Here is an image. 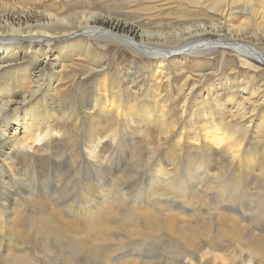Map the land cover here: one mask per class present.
Wrapping results in <instances>:
<instances>
[{"label":"bare ground","instance_id":"6f19581e","mask_svg":"<svg viewBox=\"0 0 264 264\" xmlns=\"http://www.w3.org/2000/svg\"><path fill=\"white\" fill-rule=\"evenodd\" d=\"M184 1L188 23L196 8L192 0ZM115 2L0 0V165L9 164L13 172L9 174L20 181L15 183L20 196H13L11 182L0 191V264H264V220L260 219L264 217V143L255 133V138L248 137L258 116L264 119V49H257L264 36H247L239 26L230 27L226 40L166 46L171 35L151 34L143 26L176 31L166 14L171 1ZM101 3L109 5L101 9L97 6ZM203 5L211 6L207 1ZM257 7L264 12V0H257ZM100 41L126 50L132 73L122 76L127 70L118 68L113 76L119 56L109 58L95 49ZM224 43L235 46L228 71L240 72L244 85L228 75L219 79L202 73L193 83L184 76L182 84L175 85V97L159 98L163 84L172 90L169 65L187 66L224 48ZM143 57L150 66L140 69L136 60ZM78 68V74L71 73ZM141 75L145 78L139 80ZM206 77L216 80L204 97ZM140 84L146 90L142 96L136 91ZM208 98L213 104L204 111L200 102ZM247 103L253 107L250 112ZM196 106L204 116L197 128L186 120ZM173 117L183 119L178 130L177 123L167 127ZM173 128L181 136L162 144ZM263 130L261 125L259 131ZM137 134L140 141L134 137ZM108 151L125 164H107ZM155 155L159 163L146 164ZM50 159L57 166L62 161L63 178L84 177L80 191L71 190L73 199L55 194L45 200L51 196L46 190L42 198L25 196L37 182L45 188L44 169ZM132 162L152 172L143 181L148 203L134 202L143 194L133 175L143 168ZM194 166L201 175L196 179L202 181L187 183V179L189 192L177 181L172 187V174L194 172ZM219 172L223 182L217 200L224 204L229 196V208L218 209L212 197V180ZM93 178L95 183L101 178L100 184L92 185ZM63 189L65 193L67 188ZM173 189L186 205L197 202L191 214L184 216L158 202L157 196ZM207 200L216 207L214 226L196 223L197 206ZM242 207L258 213L253 227L233 215ZM38 235L44 242L36 246Z\"/></svg>","mask_w":264,"mask_h":264},{"label":"rangeland","instance_id":"374dc122","mask_svg":"<svg viewBox=\"0 0 264 264\" xmlns=\"http://www.w3.org/2000/svg\"><path fill=\"white\" fill-rule=\"evenodd\" d=\"M90 1L94 2L95 0H90ZM168 1H171V3H173V4H172L171 9L166 11V14H168L169 17L174 20L172 27L177 28V30L173 31L170 28H163L161 31H158L155 28V25H153V24H145L143 26L144 31L151 33V34L171 35L172 38L170 41H168L166 43V46L178 47L184 43H189L191 45L206 44V43H209L211 41H216L219 37L226 40L227 34L232 33L230 31V27L236 28L239 26H241L243 32L247 36H250V35H257L260 37L264 36V12L260 8L257 7V0H192V3L196 9L192 13L188 23H186L185 12H184V2L185 1L184 0H173V2H172V0H168ZM204 1H207V3L210 4L211 6L205 7L203 5ZM107 2L110 4L116 5L115 0H107ZM108 5L109 4H107V3H101V4H98L97 6L101 9H104ZM176 33H181L182 37L180 39L174 38V35ZM155 39L158 40L156 35H155ZM239 40H242V39H239ZM161 42H164V41H161ZM100 45H107V47L101 48ZM222 46H224V48L218 49V50L211 52L207 55H203L195 61L188 62L187 66L180 65L179 67L173 68L172 65H169L167 67V69L169 71L170 80L171 79L173 80L172 86H170V87H172V90L170 92L167 91V89H168L167 86L165 84H163L162 89L159 92V98L166 101L167 99L169 100V99L175 97L176 96L175 85L180 86L182 84L184 76L185 77L189 76L192 79V83H193L194 78L202 75V73L217 75V78H219V79L220 78L222 79L223 77L227 78L226 75H228V77L232 78L236 84H238L240 82L241 85H244V82L241 79L240 72L235 73V72H229L228 71L229 66L232 65V62L235 59V56L233 53V49L235 48V46H230V45H227L225 43L222 44ZM94 48L99 50L102 53H106V55L109 58L112 57V55H114V54H117L119 56V60H118L117 64H115L112 67V75L113 76L117 73L118 68H120V70L122 72H123V70H127V71L122 73V76L127 74V73H132V71H129V68L127 67L128 64H126V62H128L130 60L129 59L130 55L126 50H124L119 45H117L115 43H107V42L100 41L98 45H94ZM257 49H264V40L257 44ZM222 53H224V58H222ZM136 65H138V67L140 66L139 67L140 69L150 66L148 60H146V58H144V57L142 60L138 58L136 60ZM181 70H184V72H181ZM79 72H80V69L78 68V69H74L71 73L72 74H78ZM143 73H144V71L141 70V74H143ZM141 77L142 78L139 80H142L143 78H145L142 75H141ZM214 80H216V79H213L210 77H206L204 79V82H203L204 89L202 92V95L204 97L207 94V88L212 87ZM148 81H149L148 78H146L145 79V87H147V88H148V86L150 87V84ZM257 81H259L258 78H257ZM257 81H254V83ZM141 84L137 86L136 91L139 90L138 93H139V95L142 96L146 90H145V87L141 86ZM215 89H218V88H215ZM64 96H66V94ZM216 97H218V96H215V98H214L215 100H216ZM140 101H141V99H140ZM179 101H181V100L179 99ZM205 102H207V103H205ZM200 103H202L201 107L204 106V111H207L206 108H209L213 104V102L210 101L209 98L206 99V101H204V102L201 101ZM204 103H205V105H204ZM201 107H199V108H201ZM252 109H253V107L249 103H247L246 111L250 112V111H252ZM181 112L182 111H180L179 114H181ZM219 112L222 113V111H219ZM187 113H188L189 117L187 116L186 120L188 121L189 126H190V121H191V123L192 122L195 123L196 128L203 124L201 119L204 116L203 115L200 116L198 114L197 106L193 107V113H190V115L193 118L190 117L189 112H187ZM176 116H178V114ZM174 118L175 117H173L172 119H168L169 122L167 120V127L170 126L171 124L173 125L174 123L175 124L177 123L176 124L177 127L175 126V128L178 130L179 129L178 125L180 126L183 123V119L182 118L180 119L178 117H176L175 119ZM176 119H179V120L176 121ZM172 120H173V122H172ZM181 120H182V122H180ZM257 120H258V122L255 124V128L250 130L248 137H250V139L255 138V136H253V134L255 133V135H257L258 140H260L259 142L264 143V132H263L264 130L259 131V129L261 128V125H264V119L261 117V115H259ZM170 122H172V123H170ZM148 126H147V128H148L147 130H149L150 133H152L153 132L152 126H149V127ZM175 128L172 129L173 131H171V133H172L171 136L167 137V138H169V139H167L168 141L166 140L162 144H168L172 140L175 141V139H177V137H179V135L181 136V134L180 133L178 134V132H177V130H175ZM186 131L190 134V132H192V128L186 129ZM175 132H177V134ZM82 135L83 134L81 133L80 137H82ZM156 136H158V133H156ZM134 137H135V139L137 138L140 141L141 136H138V134H137ZM204 137L208 138L209 136L207 134H205ZM174 141H172V142H174ZM79 145L82 146V143H79ZM117 153L121 154V152L119 150ZM107 155H106L107 158H104V160L106 161L107 164H119V166H121V165H123V161L125 164V160H122L119 162L117 158H114L113 152L108 151ZM115 159L118 162H116ZM156 159L157 158L155 155V156L151 157L147 161L146 164H149V162L151 163V164H149L150 166L152 164H157L158 159L157 160ZM163 159H164V156H162V160ZM178 159L180 160L181 158H178ZM113 160H115V161H113ZM134 161H136V160H134ZM47 164H48V167L44 169V171H45L44 172V178L46 180L45 188L43 189L42 187H39L40 184H39V182H37V184L33 185L31 189L28 188L29 194H26L25 196H31V197L37 198V199L42 198L43 196L41 194H43V191L46 190L48 193H51V196H45L46 198L43 197V199H45V200H48L53 195L54 196L57 195V197H58L59 194L64 196V198L67 196V199H73L74 196H72L71 190L75 189V191H77V190L80 191L81 187L83 186L82 184H83L84 177L78 176V177H73V178L68 179V177L71 175V174H68L67 178H63L65 176V169L63 168L62 161L60 163H58L60 165L57 166V165H54L55 163H53V161H51V159H50V161ZM64 164H67V162H65ZM133 165L140 167V168H143L142 171L137 169L138 173H134V175L132 174L133 179L137 183V185L138 184H139L138 186L141 185L139 187L140 188L139 193H141V195L143 194L142 197L140 198L141 200L137 199L134 202H135V204H138L140 201H141L140 203H145V202L148 203V202H150V201H148V199L150 200V195H148V192H145L146 183H144L143 181L147 177L152 176V172L148 171V168L146 165H145L146 167L141 166V165H138L137 162L133 163ZM6 166H8V167H6ZM0 167H1V169H0V175H1L0 176V189L1 190L0 191L4 192L5 189L7 190V188H8L7 186H9V184L13 183L10 186V189L11 190L13 189L12 190L13 196H20L19 185L15 184L16 182H20V181H18L16 179V176H14V174H11L13 176H11L9 174V173H13L12 171L10 172V170H12L10 168V165L9 164H1ZM58 169H60V170H58ZM193 169H194V172H186V171L181 170V171H177L176 174L175 173L172 174L171 175L172 179H170L171 182L173 183L172 187H174L175 185H177L178 182H180L181 184L183 183L182 185L184 187V191L189 192V189H187L188 188L187 183L189 182V180L195 179L196 182H199V180L202 181V177H201V179L199 177V180L196 179V176H198L197 174L200 175V171H198V166H194ZM75 172H76V170H75ZM141 173H143V174H141ZM181 173H183V174H181ZM194 174H195V176H194ZM183 175H184V177H183ZM166 178H167V176H165V180H166ZM175 179H177V180H175ZM222 179H223L222 174L219 172L216 175V179L214 178L212 180L215 183L212 185L211 192L213 193L212 197L216 198L217 205L219 204L217 199L220 198L219 192H220L221 185L223 182ZM6 180H8V181H6ZM24 180L27 183L25 178H24ZM100 180H101V178L98 179L99 182L95 183L96 179L93 178L92 185L100 184ZM103 181H106V180L103 179ZM176 181H177V183H176ZM157 182H160V181H157ZM185 183H186V185H185ZM1 186H2V188H1ZM63 186H65L67 188L65 193H63L64 192ZM181 187L182 186H180L179 188H181ZM2 189H3V191H2ZM16 190H17V192H16ZM147 191H148V189H147ZM1 192H0V204L3 200V197L1 196ZM145 193H147V194L145 195ZM163 195L157 196L158 202L162 205H166V206L168 205V207H170L172 209L181 210L183 212L184 216L191 214L193 212L192 207H194V208L196 207L195 204L197 202L189 203V205H186L187 203L185 204V202L180 198V196H178L177 190L173 189L172 191H168L166 193H163ZM215 195H217V196H215ZM77 196H79V195H77ZM215 198H214V200H215ZM224 198H225L224 199L225 203L219 204L218 209L223 207V205H224V208H226V206L229 208V206H228V203L230 202L229 196H225ZM166 199H168V200H166ZM144 200H146V201H144ZM162 200H164V202H166V203H164ZM251 200H253V199H251ZM172 201H174V202H172ZM261 201L264 202V196L262 197ZM176 202H178V203L176 204ZM239 202H241V201H239ZM239 202L236 204V206L239 204ZM25 204H29V202L25 201ZM178 204H180V205H178ZM241 204H242V202H241ZM233 212H234L233 215H235L238 219H240V221L242 222L243 225H245L247 223L246 224L247 227H253L254 226L253 225V224H255L254 220L256 219V216L258 213L245 212L243 207H242V209H237L236 211L234 210ZM245 215L249 220L245 218ZM5 216L6 215H4V214L2 215L3 218H5ZM249 216L251 217V220L253 219L252 220L253 222L250 220ZM260 219L264 220V217H261ZM248 222H249V225H248ZM196 223L200 226H202V225H213V226L216 225V223H217L216 207L212 201L207 200V203L205 205L201 204V205L197 206ZM27 240H28L27 242L31 241V239H27ZM34 240H35L34 244H36V246L40 245V243L44 242L43 238L39 235L37 236V239L34 238ZM3 245H5V242H3ZM237 257H238V255H237Z\"/></svg>","mask_w":264,"mask_h":264}]
</instances>
